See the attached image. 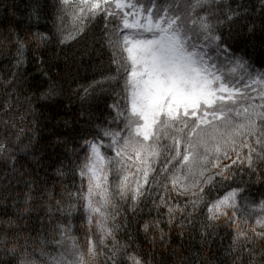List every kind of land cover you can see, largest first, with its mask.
<instances>
[{
  "label": "snow or ice",
  "instance_id": "obj_1",
  "mask_svg": "<svg viewBox=\"0 0 264 264\" xmlns=\"http://www.w3.org/2000/svg\"><path fill=\"white\" fill-rule=\"evenodd\" d=\"M234 2L58 0L57 20L61 25L72 21L71 31L56 27L58 43L87 35L94 24L100 26L95 42L109 53L108 66H99L101 79L82 87L81 99L99 89L113 102L105 121L92 125L89 117L90 131L68 149V164L60 162L56 174L70 183L62 185L58 198L40 188L31 172L18 171L15 162L0 179V202H11L13 209L0 221V244L12 260L0 264H99L101 256L104 264H168L144 251L136 237L142 233L152 248H168L177 229L183 239L189 226L199 223L206 240L221 220L233 229L229 251L237 253L240 264L245 256L247 264H264V199L257 204L244 197L242 207L246 189L243 181L237 183L238 172L264 182V71L231 51L229 41L245 26L248 12L246 7L238 11L242 4L233 8ZM246 26L255 30L254 22ZM51 39L32 35L45 47ZM27 43L16 35L15 71L0 80L9 97L0 111L13 107L10 98L26 62ZM55 92L51 84L41 98ZM7 145L0 142V153H11ZM145 208L149 217L156 215L143 219ZM33 213L40 216L44 247L29 250L35 239L22 236L27 225L20 221H30ZM74 219L83 221V243L73 235ZM121 231L127 233L125 243L117 238ZM173 254L188 264L176 249Z\"/></svg>",
  "mask_w": 264,
  "mask_h": 264
},
{
  "label": "trees",
  "instance_id": "obj_2",
  "mask_svg": "<svg viewBox=\"0 0 264 264\" xmlns=\"http://www.w3.org/2000/svg\"><path fill=\"white\" fill-rule=\"evenodd\" d=\"M237 4L243 5L238 11L243 12L244 7L248 9L245 14L247 21L238 33H233L229 41L231 51L235 56H243L254 70L264 71V4L261 0H235L232 7L236 8ZM57 6L58 0H0V80L10 79L11 73L15 71L12 65L15 63L16 35L28 42L25 51L26 62L20 67V75L17 77V91L10 98L13 107L11 110L0 111V142L7 140V146L12 150L10 154L0 153V179L11 173L12 164L15 162L18 171L31 172L33 177L39 178L40 188L51 191L58 198L62 185L70 183V180L60 178L56 174L60 162L68 164L65 158L68 149L78 146L81 137L86 131H90L89 117L92 125L109 118L110 110L107 105L113 102V97L101 94L97 89L89 98L81 99L82 87L101 79L99 66L101 64L105 68L108 66L109 53L95 42L100 35V26L94 24L89 25L87 35H82L75 41L69 40L66 44H59L60 37L56 34V27H64L71 31L72 21L66 19L61 25L57 20ZM253 22L255 30L249 32L246 25ZM224 30L227 35V25L224 26ZM34 33H43L52 39L46 47L38 45L32 40ZM210 54L215 55L214 52ZM41 60L44 61L43 64ZM41 69L47 72V76ZM51 84L56 86L55 94L42 99L41 93ZM104 87L107 88L109 85ZM7 91L11 92L12 89ZM26 97L30 98V102L25 99ZM6 99L9 97L6 96L5 87L0 83V104ZM21 115L23 119H20ZM6 156L9 157L7 165ZM79 183L77 177L76 184ZM237 183L246 189L240 199L242 207L245 206L244 197H247L249 202L255 200L257 204L264 199V182H256L255 177L250 180L247 173L238 172ZM13 185L15 186V181ZM235 186L234 184L233 187ZM185 200L186 197L181 198L179 203L183 205ZM12 211L11 202L7 204L0 202V221L8 219L3 213L11 214ZM206 212L207 208H204L203 213L196 215V220L199 222L204 219ZM146 213L147 208L143 219H151L156 215L153 212L152 217H149ZM250 222H255V216ZM20 224L27 225L22 236L35 239V243L29 242V250L44 247L39 242L40 216L33 213L30 221L21 220ZM82 224L83 221L80 219L72 221L73 235L78 237L81 243L84 241ZM162 227L167 231L166 225ZM187 231L189 235L183 239L177 232H173L171 247L168 248L163 245L152 248L142 233L136 237V243L144 251H152L156 260L163 258L168 264H180L178 255L173 254V249L186 257L188 264H233L234 260L236 264H240L237 253L229 251L234 235L233 229L223 220L217 223L215 234L208 235L206 240L201 237L199 223L195 229L189 226ZM117 238L121 243H125L127 233L121 231ZM20 243L23 244L24 240L21 239ZM260 247L257 243V253ZM45 250L51 251V246ZM36 255L39 257V251ZM11 260V255L7 254L4 245L0 244V262ZM247 261L248 257L245 256L244 264H247ZM99 264H104L103 256L100 257Z\"/></svg>",
  "mask_w": 264,
  "mask_h": 264
}]
</instances>
